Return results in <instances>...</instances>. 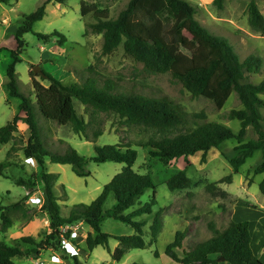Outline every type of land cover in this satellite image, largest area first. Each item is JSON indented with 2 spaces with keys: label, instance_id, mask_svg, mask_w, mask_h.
<instances>
[{
  "label": "trees",
  "instance_id": "obj_1",
  "mask_svg": "<svg viewBox=\"0 0 264 264\" xmlns=\"http://www.w3.org/2000/svg\"><path fill=\"white\" fill-rule=\"evenodd\" d=\"M52 1L58 4L66 2L47 0L33 13L23 15L14 35L15 49L0 46V53L8 51L13 59L7 69L6 89L11 97L21 100L19 110L24 114V117L16 115L12 121L0 128V145L9 144L14 140L18 124L25 122L30 133L25 153L28 158L37 161L41 168L37 178L44 190L45 202L42 208L51 221L50 233L40 242L31 236L14 240L12 246L0 241V264H16L14 258L19 256L38 259L44 251L60 250V241L57 239L59 228L79 222L93 229V232L87 235L85 251L92 253L96 248L103 247L111 253L110 239L119 242L118 247L111 253L112 260L117 263L131 250H144L155 245L163 229L160 217L164 210L161 209L160 213L153 215L156 184L150 174H141L134 169L138 159L136 147L147 149L150 158H157L166 166L181 158H184L189 166L188 157L202 153L201 160L205 164L210 151L219 150L228 140H236L239 143L236 148L237 155L229 160L235 174L239 173L240 168L253 158L256 152H262V162L255 168L254 174L262 176L259 190L264 197V100L261 98L264 94V80L259 84L246 82L248 75L261 72L264 62L261 57L250 55L241 61L227 38L216 36L196 19L197 8L186 0H129L116 18L110 16L108 9L82 1L83 18L92 17L95 21L85 22V36L91 33L103 36L104 56H110L122 47L125 55L142 64L147 73L171 74L193 98H206L219 110H222L232 94L236 93L243 108L232 110L228 118L239 121L241 129L235 133L222 123L208 121L205 112L188 113L181 105L168 98L121 92L111 79L101 83V79L97 77H88L82 85L68 86L44 71L45 77H41L50 83L45 86L37 81L34 72H31L36 98L34 103L19 87L16 66L21 62L20 55L26 48L24 35L33 32L34 25L44 19L47 5ZM12 2L13 0H0L2 5H11ZM224 2L225 0H215L214 5L223 9ZM248 15L253 30L264 33V16L254 1L249 5ZM36 35L45 42L52 37H60L59 43L62 45L66 42V37L58 32ZM196 44L205 46L212 53L211 59L202 68H197L194 63L193 51ZM87 71L95 73L93 67H89ZM75 99L92 110V117L101 113L113 114L127 127L142 128L146 132H152L153 136L138 144L119 143L96 147V156L92 159L80 155L73 148H69L64 154L51 152L42 139L37 114L61 126H70L76 135L87 140L97 141L104 135L103 129L98 127L90 139L88 129L90 125L95 124L92 121L86 122L78 115ZM249 127L253 128L258 138L243 144ZM47 159L53 164L70 165L73 172L81 178L90 176V172L85 169L90 161L97 164H123L124 167L104 186L97 199L91 204L73 206L68 216L64 217L59 204L61 199L55 191L59 176L47 172ZM186 169L187 167L167 181L171 192L190 190L194 186ZM3 173L4 166L0 163V176H3ZM225 182L232 183V175L207 185L206 190L214 196L227 197V194L218 188L219 184ZM16 184L24 186L27 191L38 186L36 182L24 179L17 180ZM148 190L154 191L151 201L125 214L136 206L140 197ZM111 197L116 203L110 210L105 211V204ZM21 209L22 202L7 207L0 206L1 233L8 232L13 225L10 215ZM144 215H149L152 219L149 243L144 238L147 221L135 220ZM106 219L130 225L136 233L128 236L105 233L102 231V224ZM209 230L212 233L211 238L194 245L189 251H184L183 256L178 254V250L183 248L187 231H178L175 240L167 247L166 255L179 264H264L252 248L250 224L247 221L230 220L222 229L210 223ZM155 255L159 257L160 254L156 251ZM221 258L225 261H221ZM74 259L75 264H80L78 257Z\"/></svg>",
  "mask_w": 264,
  "mask_h": 264
},
{
  "label": "rangeland",
  "instance_id": "obj_2",
  "mask_svg": "<svg viewBox=\"0 0 264 264\" xmlns=\"http://www.w3.org/2000/svg\"><path fill=\"white\" fill-rule=\"evenodd\" d=\"M47 0H13L11 5H0V18H6L1 25L6 28V35L0 38V46L15 49L14 35L23 20V15L33 13ZM97 4L100 8L108 9L110 16L116 18L126 7L129 0H66L64 4L52 1L47 5L46 16L34 25L33 32L24 35L26 48L21 53V62L16 66V73L21 91L30 96L36 103L31 72L33 67L40 68L51 74L54 78L62 81L65 85L84 84L89 77L101 79V83L111 79L121 92H130L145 95L152 98H168L181 105L188 113L205 112L210 122H219L230 128L235 133L241 129L237 120H230L229 113L232 110L243 108L237 94L233 93L222 110L216 108L215 104L203 97L193 98L192 95L176 81L171 74L152 75L144 70V66L127 57L122 47L110 56L102 54L103 36L86 34V23H94L92 17L83 18L81 14V2ZM197 8L196 19L207 27L216 36L227 38L233 45L235 51L244 61L250 55L261 57L264 61V33L253 30L249 24V5L254 1L264 16V0H225L223 9L214 5L215 0H186ZM4 30V29H3ZM54 32L66 37V42L59 43L60 37H52L45 42L37 37V33L51 35ZM190 39L191 36L187 35ZM194 63L197 68L206 66L212 57L209 49L201 44H196L193 51ZM13 62L10 52L0 53V128L8 124L20 112L21 100L11 97L6 89L8 83L7 69ZM93 67L95 73L87 71ZM35 79L45 86L50 83L43 80L40 75L35 74ZM264 80V62L261 72L248 75L246 82L259 84ZM264 100V94L261 95ZM78 115L86 122L92 121L88 136L93 138L96 128L101 127L104 135L97 141L87 140L76 135L68 125L61 126L56 122L47 120L41 114L36 118L40 125L41 136L51 152L64 154L69 148L92 159L96 156V147L114 144H138L148 141L153 136L152 132H146L142 128L127 127L118 116L113 114H97L91 116L92 110L87 109L78 100H74ZM264 115V109L262 110ZM264 127V123H262ZM30 133L24 121L18 124L15 138L9 144L0 145V163L4 166L3 176H0V206L7 207L22 202L23 209L13 212L10 216L13 226L7 234L0 232V241L13 245L16 234L23 232V226L40 223L33 232L28 235L34 236L37 242L42 241L50 232L51 222L43 208L36 204H30L24 200L27 189L19 186L16 181L36 182L38 186L28 190L31 196L44 197L42 185L38 182L37 175L41 168L37 161L28 164V156L25 151L28 146ZM252 127L247 129L243 144L257 140ZM239 143L236 140L224 142L219 150L213 149L207 155V162L202 163V153L188 157L190 165L187 166L184 158L164 165L157 158H150L147 149L135 148L138 159L134 169L141 174H150L156 184V205L153 207V215L160 213L163 221V229L157 243L148 246L147 249L131 250L124 259L117 263L112 260L111 253L103 247H98L89 253L85 251L87 233L91 228L88 225L79 224L83 242L80 244L78 259L80 264H179L166 255V249L175 240L178 231H187V238L183 248L178 254L183 256L184 251H189L199 243L211 238L209 224L214 223L222 229L230 221H247L252 228L264 226V197L259 190L261 175H255V168L262 162V152L255 153L248 160L238 174H235L229 160L237 155L236 148ZM49 173L59 175L56 183V195L61 199L62 215L67 217L71 208L79 204H91L102 193L106 184L121 172L124 165L116 163L97 164L90 161L85 167L90 176L78 177L70 165L53 164L46 160ZM192 179L194 186L190 190L171 192L167 181L174 175L185 170ZM232 175V183H221L218 188L227 194V197L214 196L210 194L207 185L221 181ZM154 191L148 190L138 200L136 206L125 214L149 203ZM29 200V199H28ZM113 197L105 204V211L115 205ZM26 206V208H25ZM153 218V216H152ZM136 221H147L144 228L145 240L150 242V225L152 219L144 215L135 219ZM1 227V220H0ZM102 231L113 236L134 235L135 230L127 224L106 219L102 224ZM257 229H253V248L257 256L263 257V246L257 237ZM110 249L114 252L118 241L110 239ZM258 247V248H257ZM159 252L156 257L155 252ZM55 255L61 259L60 264H75V259L61 250L42 252L38 259L27 257H15L16 264H52L50 259ZM65 262V263H64ZM57 264V263H55Z\"/></svg>",
  "mask_w": 264,
  "mask_h": 264
},
{
  "label": "built area",
  "instance_id": "obj_3",
  "mask_svg": "<svg viewBox=\"0 0 264 264\" xmlns=\"http://www.w3.org/2000/svg\"><path fill=\"white\" fill-rule=\"evenodd\" d=\"M32 161H35L33 158H28L27 163L31 164ZM29 201L32 204L39 205L43 207L44 205V197H30ZM79 223L73 224V225H65L59 228V235L57 239L60 241V250L68 254L70 257H78L79 255V249L80 244L83 242L81 237V228L79 226ZM50 233V232H49ZM87 238V236H86ZM53 241H51L52 243ZM51 261L54 263H58L61 261V259L58 256L53 255L51 257Z\"/></svg>",
  "mask_w": 264,
  "mask_h": 264
},
{
  "label": "crops",
  "instance_id": "obj_4",
  "mask_svg": "<svg viewBox=\"0 0 264 264\" xmlns=\"http://www.w3.org/2000/svg\"><path fill=\"white\" fill-rule=\"evenodd\" d=\"M0 5H2V4H0ZM4 20H6V18H3V19H1L0 18V22H2V21H4ZM4 29V30H3ZM6 31V28H4L2 25H0V38H2V37H4L7 33V31ZM46 169H47V162H46ZM47 172H48V169H47ZM59 176V175H58ZM60 178V177H59ZM262 180V179H261ZM25 197H27L26 198V200L28 201V203H30L31 204V202L28 200L29 198H30V193H28V191H26V194H25V196H24V198ZM31 197H36V196H31ZM25 200V201H26ZM25 208H26V206H25ZM262 217H264V213H263V215H262ZM49 221H50V219H49ZM51 222V221H50ZM237 222H241V221H237ZM14 223V222H13ZM82 224L83 225H86L85 223H83L82 222ZM250 224V223H249ZM13 226V225H12ZM38 227H40V223L38 224L37 222H35L34 224H31L30 226H23L22 228H24V230H23V232H20V233H18V234H16L15 236H16V239H14V240H17V239H20V238H22V237H27V236H30V235H28V233L29 232H33L34 230H36ZM90 227V226H89ZM251 227H252V225L250 224V232H251ZM91 228V227H90ZM253 229L255 230V229H257V237L259 238V241H260V244H261V246H263V244H264V226H262V224H260L259 226H258V228H252V232H251V236L253 235ZM9 231V230H8ZM90 232H93V229L91 228V230H90ZM90 232H88L87 233V235L90 233ZM7 234V233H6ZM31 237H34V236H31ZM35 238V237H34ZM36 239V238H35ZM13 240V241H14ZM252 243H253V237H252ZM118 245H119V242H118ZM118 245L116 246V248L118 247ZM109 247H110V243H109ZM254 246H253V244H252V248H253ZM115 248V249H116ZM258 248V247H257ZM97 249V248H96ZM253 250H254V248H253ZM110 251H111V253H112V250L110 249ZM115 251V250H114ZM93 253V252H92ZM41 256V255H40ZM259 257V256H258ZM263 261H264V256L263 257H260ZM50 261H51V259H50ZM51 263H52V261H51ZM61 263V261L60 262H58L57 264H60ZM65 263V262H64ZM52 264H55L54 262L52 263Z\"/></svg>",
  "mask_w": 264,
  "mask_h": 264
},
{
  "label": "water",
  "instance_id": "obj_5",
  "mask_svg": "<svg viewBox=\"0 0 264 264\" xmlns=\"http://www.w3.org/2000/svg\"><path fill=\"white\" fill-rule=\"evenodd\" d=\"M32 71L37 75L45 77L44 71L40 68V66L33 67ZM220 260L223 262L225 261L224 258H221Z\"/></svg>",
  "mask_w": 264,
  "mask_h": 264
}]
</instances>
